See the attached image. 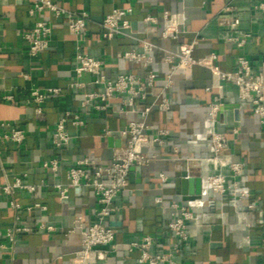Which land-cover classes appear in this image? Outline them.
I'll return each mask as SVG.
<instances>
[{
    "label": "crops",
    "instance_id": "obj_1",
    "mask_svg": "<svg viewBox=\"0 0 264 264\" xmlns=\"http://www.w3.org/2000/svg\"><path fill=\"white\" fill-rule=\"evenodd\" d=\"M54 1L71 11L90 13L82 49L106 61L104 71L110 79L129 71L145 76L147 70L141 64L118 57L127 49L141 50L143 38L172 49L178 47V41L196 40L195 55L215 52V64L223 70L235 69L240 54H247L257 64L264 62V10L254 8L257 0ZM226 5L233 6L230 15L240 19L238 25L221 23L220 14ZM32 6L33 0H0V123L8 121L26 129V139L21 144L0 141V264H69L82 246V232L66 230L77 223L83 226L93 223L99 204L91 187L69 184L67 168L87 154L111 161L114 148L123 146L125 141L118 134L103 136L104 129L118 130L132 120H147L152 130L163 127L172 133L165 145L146 149L147 153L158 152V157L143 165L140 175L134 174V180L129 177L128 187L118 195L116 201L120 209L110 221L116 229L117 246H103L110 252L99 264H145L140 261L141 249L130 251L122 245L145 235L154 238L151 253L169 252L180 242L168 229L169 211L156 202L159 195H163L165 203L180 200V195L182 202H187L179 182L181 160L175 157L174 145L184 157L201 158L204 201L202 206L193 208L197 218L190 222V240L180 242L175 264H264V124L250 105L240 101L238 87L231 82H225L222 90L212 87L210 67L195 65L189 78L175 76L168 92L170 109L154 105L146 117L141 112L161 90L162 79L151 89L147 102L137 101L136 111L119 112V98L113 99V107L104 111L82 109V89H65L77 78L87 82L90 90H102V86L93 83L96 76L91 73L78 76L77 42L66 18L56 17L49 11L32 13ZM127 6L133 7L130 35L105 38L100 24L104 16L116 7ZM166 10L186 15L185 31L178 35V41L161 37L162 22L149 26L144 21L148 13L161 19ZM43 19L53 25L50 46L34 57L29 53L23 34ZM246 31H250L251 36L243 46L229 40ZM154 55L152 68L163 76L167 71L163 53L157 49ZM23 73L28 74V78ZM34 87L63 90L50 94L43 103L42 113H37L30 100V90ZM218 93L226 105L218 128L231 137L230 147L221 161L209 157L212 151L207 139L192 142L198 133H205L209 102ZM66 110L80 111L85 125L69 124L72 143L56 149L52 142L53 129ZM234 128L239 131L234 133ZM53 157L61 159L57 174L44 166V162ZM231 161L244 163L239 181L251 190L249 201L256 204L253 210L235 205L230 198L207 188L206 176L219 172L230 174ZM162 172L168 175V181L160 186ZM17 177L24 184L35 185L36 189L20 187L12 194L6 193L2 183ZM58 183L69 188L68 197L61 196ZM11 200L20 203L21 208L14 209ZM241 210L253 220L251 228H245L237 216ZM42 223L54 229L42 227ZM17 227L28 230L15 231L12 239L8 233Z\"/></svg>",
    "mask_w": 264,
    "mask_h": 264
},
{
    "label": "built area",
    "instance_id": "obj_2",
    "mask_svg": "<svg viewBox=\"0 0 264 264\" xmlns=\"http://www.w3.org/2000/svg\"><path fill=\"white\" fill-rule=\"evenodd\" d=\"M255 9L264 10V0H257L254 3ZM233 10L232 5H226L220 14L221 23L236 26L240 23L237 16L230 13ZM49 11L56 17H65L67 25L75 35L77 42V61L76 72L78 76L84 73L95 75L94 84L102 86V90L88 89V83L77 78L65 91L73 89H82L81 108H92L96 111H104L113 107V99L121 100L119 112L136 111V103L147 102L149 93L156 83L162 79L163 86L155 95L151 104H147L141 111L146 117L152 110L154 105L162 109L171 108V99L168 94L173 87L175 76L182 75L189 78L195 65H205L212 70V87L223 89L225 82H231L238 87L239 99L242 103L251 106V109L258 115L259 120L264 124V62L257 64L255 60L247 54H240L237 57V67L233 70H223L216 66L215 60L217 54L215 52L196 56L195 50L197 41L179 42L178 35L185 31L186 15L184 12L164 11L162 18L148 13L144 21L147 25L158 24L162 22L161 37L164 39H173L178 41L176 49L158 46L155 42L148 38L141 39L142 49L131 48L122 51L118 57L133 64H141L147 72L145 76L136 71L121 72L114 79L107 77L104 68L106 61L100 57H95L82 49V41L88 31V22L90 21V13L87 11L76 12L59 5L54 0H33L31 12ZM133 7H116L107 13L101 21L103 28V36L112 38L116 35H130L131 29L130 15ZM53 33V25L49 20H39L34 27L23 34L24 39L29 44V53L31 56H38L50 46L51 36ZM251 36L250 31L244 32L241 36L229 37L230 41L235 42L238 46H243ZM161 50L163 53V62L167 65L166 73L161 76L159 71L152 68L155 60V50ZM25 78L28 74L23 73ZM61 88H47L42 90L34 87L30 90V100L35 105L37 113H42L43 103L47 97L54 93L62 92ZM210 90V87H207ZM11 98V96H7ZM226 105L222 99L221 93L215 94L209 102V110L206 119L205 133H198L192 142L197 143L199 140L207 139L211 146L210 158L221 161L222 155L229 149L231 137L218 128L221 114L225 111ZM69 124L76 127L85 125V120L80 111L66 110L57 121L52 133V142L56 149H63L72 143L73 135L69 130ZM237 133L238 128L233 129ZM169 128H157L152 130L147 120H132L125 127L113 130L104 129L103 136H115L118 134L125 141L123 146L115 147L113 158L106 161L95 155L87 154L77 158L75 163L67 168V178L71 186H88L91 187L99 204L96 211V219L93 223L83 226L77 223L75 226L69 227L66 231L72 233L79 229L82 232V246L70 258L69 264H99L110 252L109 249L103 248L105 245L117 246L116 229L110 224L114 215L119 211L120 207L116 201L118 195L128 187L129 175L133 166H143L151 160L158 157V152L152 151L147 153L146 149L152 150L157 146H163L167 143L171 134ZM26 139V129L14 126L8 121L0 123V141L10 140L16 144H21ZM176 158L198 159L199 157H184L180 155L179 147L173 146ZM44 166L50 168L54 173H58L61 168V159L53 157L44 162ZM231 173L223 172L209 174L206 176V184L208 190L221 197L230 198L235 205L245 206L248 210L256 208L253 201H249L251 190L245 184L239 181V176L244 171V163L242 161H231ZM168 181V175L164 172L160 173V186ZM58 190L62 197L69 196V188L62 183H58ZM2 189L12 194L16 188L24 187L30 191L36 189L33 184H24L20 177L14 181L5 180ZM180 200L165 203L163 195L156 198V202L160 203L170 213L168 229L181 243L190 240V222L196 220L194 207L188 203H183L182 195ZM11 206L14 209L21 208V204L15 200H11ZM45 208L44 205L35 204ZM245 228H251L254 223L250 219L246 211H240L237 215ZM264 225V224H263ZM47 229H54L52 225L41 224ZM28 230V228L17 227L9 231V236L13 239L14 232L18 230ZM152 235H145L142 239L132 240L122 245L130 251L135 249L142 250L140 261L145 264H175L174 256L178 252L179 243L174 245V249L169 252L151 253L149 250L153 243ZM12 264V263H10Z\"/></svg>",
    "mask_w": 264,
    "mask_h": 264
},
{
    "label": "water",
    "instance_id": "obj_3",
    "mask_svg": "<svg viewBox=\"0 0 264 264\" xmlns=\"http://www.w3.org/2000/svg\"><path fill=\"white\" fill-rule=\"evenodd\" d=\"M182 165V177L179 182L181 183V190L184 195V199L188 203L195 207H200L204 204L202 199V182L203 173L198 159H183ZM142 171L141 166H133L130 171V180H134V174L140 175Z\"/></svg>",
    "mask_w": 264,
    "mask_h": 264
}]
</instances>
